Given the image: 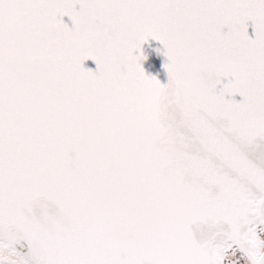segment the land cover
I'll return each instance as SVG.
<instances>
[{"label":"snow or ice","instance_id":"1","mask_svg":"<svg viewBox=\"0 0 264 264\" xmlns=\"http://www.w3.org/2000/svg\"><path fill=\"white\" fill-rule=\"evenodd\" d=\"M0 264H264V0H0Z\"/></svg>","mask_w":264,"mask_h":264},{"label":"water","instance_id":"2","mask_svg":"<svg viewBox=\"0 0 264 264\" xmlns=\"http://www.w3.org/2000/svg\"><path fill=\"white\" fill-rule=\"evenodd\" d=\"M250 34H254L252 29H250ZM153 43H156V42L153 41ZM86 66L91 67L93 69H95L97 67L95 65V63L93 61H91V60H89V61L86 62ZM162 82L163 83H167V80L166 79H162ZM237 99L239 100V99H242V98L241 97H237Z\"/></svg>","mask_w":264,"mask_h":264}]
</instances>
